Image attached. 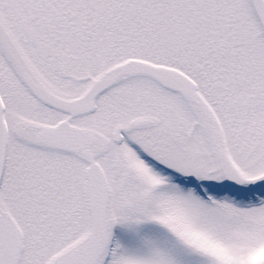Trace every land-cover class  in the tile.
I'll return each instance as SVG.
<instances>
[{"label":"snow or ice","instance_id":"snow-or-ice-1","mask_svg":"<svg viewBox=\"0 0 264 264\" xmlns=\"http://www.w3.org/2000/svg\"><path fill=\"white\" fill-rule=\"evenodd\" d=\"M0 264H264V0H0Z\"/></svg>","mask_w":264,"mask_h":264}]
</instances>
